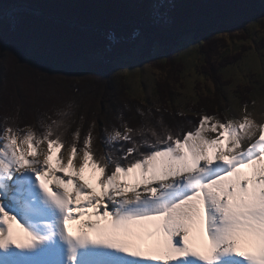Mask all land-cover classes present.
Wrapping results in <instances>:
<instances>
[{"label": "snow or ice", "instance_id": "obj_1", "mask_svg": "<svg viewBox=\"0 0 264 264\" xmlns=\"http://www.w3.org/2000/svg\"><path fill=\"white\" fill-rule=\"evenodd\" d=\"M159 6H163V0ZM153 15L156 24L170 23L166 14L158 10ZM139 35L136 31L129 39L135 41ZM107 39L112 45L119 43L114 33H109ZM236 123L220 125L231 137L227 155L218 137L193 139V134L188 133L183 139L169 135L159 142L163 147L152 146L139 158L127 160L126 154L124 163L104 159L99 166V197L86 192L82 183L54 175L50 191L42 179L45 168L39 161H26L15 148L9 151L6 142L0 143V174L10 179L14 171L31 169L40 189L64 212L63 230L70 239L73 238L65 225L74 211L79 216L90 208L100 219L110 217L108 225L101 229L86 223L97 232L94 238L80 236L75 240L119 250L134 258L129 264H264V124L257 133L247 119ZM246 126L244 135H239ZM195 136L199 137V132ZM11 140L15 143V137ZM134 150L137 149L130 148L128 153ZM213 151L219 152V162L213 163ZM88 159L85 152L80 172ZM47 164L45 157L43 165ZM67 166H73L71 157ZM241 166L251 168L250 178L240 172ZM133 172L134 183L130 186L127 178ZM67 183L73 184L72 196L88 199L74 206L70 194L59 187ZM138 185L145 186L143 192L136 191ZM129 187L132 196L125 195ZM0 214L7 226L6 235L5 229H0V248L9 244L21 249L32 247L35 237L24 226L25 239L14 238L10 222L16 216L7 212L2 202Z\"/></svg>", "mask_w": 264, "mask_h": 264}, {"label": "rangeland", "instance_id": "obj_2", "mask_svg": "<svg viewBox=\"0 0 264 264\" xmlns=\"http://www.w3.org/2000/svg\"><path fill=\"white\" fill-rule=\"evenodd\" d=\"M262 17L264 14L247 22L246 34L242 35L247 36L244 40L234 35L227 37L222 32L218 33L217 36L223 38L224 47L220 48L215 55H211L210 61L221 59L222 53L232 54L231 57L241 56L234 64L225 65L230 61L225 60V67H221L218 72L221 78L218 87H215L212 81L201 73L203 69L200 66L204 61L203 54L199 51V42L190 33H179L181 30L175 32L174 29L172 31L176 36L177 44L171 46L170 55H166L163 49L155 47L153 56L145 59L143 53L145 41L140 38L131 54L113 63V72L108 77L109 86L113 88L112 93H121L126 101L135 100L134 106L138 103L140 107L138 110L163 109L171 113V116L179 115L180 118L195 116L200 107L209 106L214 109L213 112L218 113V119L201 123L195 132H199V137L194 133L193 139L218 137L221 150L226 151L231 137L220 127L221 124L244 122L247 119L257 133L260 126L264 124V19ZM183 24L181 22L180 26ZM235 34L239 35V33ZM58 47L59 40L53 48L43 49V43L33 39L25 50L20 36H14L9 43L5 44L0 58V128L8 124L18 127L25 122H30L35 124L33 126L35 129L22 128L24 132L20 134V137L10 136L9 131H5L0 137V143L7 138L12 146L17 148L21 142H28L29 147L35 152L41 144L46 143L52 152V156L48 159V167L57 170L67 153L76 158H84L87 152L88 160H91L93 165L96 164L95 168L100 170V163L96 158L103 157L104 161L109 157L107 160L115 162L118 155L115 152L119 151L117 144L130 130L122 124L118 126L121 128L119 132L116 127L113 132L108 133L107 130L111 129H106L103 119L100 120V118H98L99 126L95 127L97 113L100 109L107 111L109 106L101 101L100 96L103 92L101 89L97 90V95H92L90 89L84 90L81 95L73 92L79 80L92 79L95 77L94 72H103L104 63L100 61V56L81 61L62 60L58 62L57 68H53L56 71H52L51 65L57 61ZM10 65L19 66L23 73L8 70ZM164 78L165 82L161 84L169 88L170 100L156 93L158 81H163ZM12 91L13 93L10 94ZM114 107L120 110H116L120 113L117 115V122L128 116L127 112L130 109L128 106L124 107V102H116ZM56 125L63 129L61 133L56 132L61 141L58 139L59 143L54 144L44 140L43 137L50 135L51 127ZM214 126L215 130H213ZM236 126L238 127V123ZM99 128L100 136L101 134L104 136L101 141H98L97 136ZM144 129L146 127L141 124V132ZM31 130L40 137L39 140L28 133ZM213 131L216 134L212 135ZM246 131L247 126L240 129L238 134L244 135ZM207 133L210 134L207 135ZM12 137H15V143L12 142ZM62 141L65 142L64 147L60 146ZM99 150L103 156L96 155L95 158L93 152L96 153ZM218 155L219 152L213 151L211 156L218 157ZM18 176L11 175L0 191L3 195L2 201L12 207L13 201L18 202L21 197L26 196L22 189L23 183L20 188L18 186ZM129 177L134 178V173H129ZM42 179H47L46 174ZM34 181L38 183L36 178ZM24 186L28 187L27 184ZM2 260L6 261L5 258Z\"/></svg>", "mask_w": 264, "mask_h": 264}, {"label": "trees", "instance_id": "obj_3", "mask_svg": "<svg viewBox=\"0 0 264 264\" xmlns=\"http://www.w3.org/2000/svg\"><path fill=\"white\" fill-rule=\"evenodd\" d=\"M160 4L161 0H0V58L5 44L14 36L21 37L25 50L33 39L40 40L44 45L43 49L53 48L59 40L57 48L59 53L56 57L57 61L51 65L52 71H56L53 68H57L58 62L62 60L81 61L99 55L100 61L104 63L103 72H94L95 77L92 79L79 80L73 92L81 95L84 90L90 89L92 95H97V90L101 89L103 91L100 96L101 101L109 106L107 111L99 110L95 118V127L99 126L98 118L103 119L106 129H111L107 130L108 133L113 132L116 127L119 132L121 128L118 126L124 124L130 131L117 144L119 151L115 152L118 154L116 161L124 163L126 154L127 160L139 158L140 153L150 151L152 146L163 147L159 142L162 139L167 140L169 135L183 139L185 134H194L201 123L218 119V113L213 112L214 109L209 106L200 107L195 116L182 118L179 115L171 116V113L163 109L138 110L139 104L134 106L135 100L126 101L121 93H112L113 88L109 86L108 77L113 72V63L131 54L140 38L145 41L143 47L145 59L153 56L155 47L163 49L166 55H170L171 46L177 44L172 30L175 29V32L181 30L179 33H190L199 42V51L203 54L204 61L200 66L203 69L201 73L218 87L221 81L218 72L221 67H225V60L229 59V63L225 65H230L237 63L241 58L239 55L231 57L232 54L222 53L221 59L210 61V56L224 47L223 38L217 36L218 33L222 32L227 37L234 35L244 40L247 36L242 35L246 34L247 22L264 14V0H167L166 2L163 0V6L158 7ZM10 10L14 11L9 13ZM157 10L162 15L166 14L170 20L167 26L154 22L153 14ZM181 22L184 23L182 26H180ZM136 31H139L140 35L135 41L130 40L129 38ZM109 33H114L119 43L112 45L107 39ZM9 69L14 73H23V70L20 71L19 66L16 65H10ZM162 82H165V78L163 81H158L156 93L170 100V90L165 84H161ZM12 93L13 91L10 94ZM116 102H124V107L128 106L130 109L127 110L128 116L123 117L119 122L116 121L117 115L120 114L116 111L120 110L114 107ZM141 124L146 127L143 132H141ZM34 125L30 122L18 127L3 125L0 128V137L5 131H9L10 136L20 137L24 132L22 128L28 127L33 130ZM32 130L28 133L39 140L40 137H37ZM50 131V135L43 139L58 144L57 141L60 139L56 132L61 133L63 129L56 125L52 126ZM99 132H101L100 128L97 130V136L98 141H101L104 136L103 134L100 136ZM64 144V141L60 142V146L64 147ZM130 148L137 150L128 153ZM93 155L95 158L96 155L103 156L100 150L93 152ZM96 159L102 165L103 157Z\"/></svg>", "mask_w": 264, "mask_h": 264}, {"label": "bare ground", "instance_id": "obj_4", "mask_svg": "<svg viewBox=\"0 0 264 264\" xmlns=\"http://www.w3.org/2000/svg\"><path fill=\"white\" fill-rule=\"evenodd\" d=\"M214 133L216 134L213 131L212 135ZM209 134L207 133V135ZM4 142L8 143L9 151L14 148L7 138L2 143ZM229 147L230 144H228L226 151H224L225 155L228 154ZM15 149L17 150V155H23L26 161H39L40 165L45 168L44 174H46L47 179H43V181L45 186L49 187L50 191L54 186V181L51 178L54 175L61 177L65 181L71 179L76 184L82 183L86 186V192H90L95 197L101 196L99 180L102 178V174L99 169L93 167L91 160H88V163L85 164L84 171L80 172L79 165L83 163V157L76 158L67 153L64 161L57 170L48 167V164L46 166L43 165L45 157L49 159L52 156V152L46 143L41 144L36 152L29 147L28 142H21L19 147ZM211 155L212 153H210ZM69 157L73 160V166L71 168L67 166ZM212 159L213 163L219 162L218 157H212ZM61 167H63V171H61ZM240 172H245L242 173L245 177H251L250 167L243 166L240 168ZM133 173L135 176V172ZM13 174L19 175L17 177L19 181L18 186L20 188L21 183H23L22 189L26 196L21 197L18 202L13 201L14 206L12 207L2 201L1 197L3 195L0 193V202H2L7 212L16 216V220L10 222L14 238L21 241L25 239L24 232L22 231V227L24 226L35 237V240L30 248H16L15 245L11 244L0 248V264H124L123 261L126 262L125 264H129V260L134 259L106 245L75 240V238L80 236L94 238L97 232L93 228L87 227L86 223L91 222L95 225L96 229H101L108 225L110 217L100 219L99 216L92 214L90 208L85 210L84 215L79 216L74 211L73 218L65 225L67 234L73 238L70 239L63 230L64 212L46 196L42 189H40L39 184L34 181L36 178L35 173L31 169L24 168L20 171H14L10 175ZM7 182L8 177L0 174V191H2L1 188ZM127 183L131 186L134 183V178L128 176ZM24 184H27L28 187H25ZM59 187L62 191H67L70 194L74 206L83 204L88 199L87 196H72V183L62 184ZM144 187V185H138L136 191L143 192ZM19 188L18 190L20 191ZM125 195H133L131 187L125 190ZM2 228L5 229L6 235L7 226L0 219V229ZM145 239L148 240V243H152L150 239ZM2 258H5L6 261H3Z\"/></svg>", "mask_w": 264, "mask_h": 264}]
</instances>
